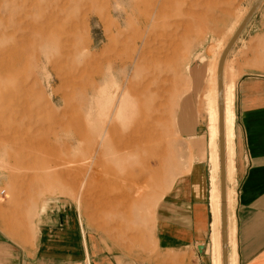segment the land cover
<instances>
[{
  "label": "rangeland",
  "instance_id": "obj_1",
  "mask_svg": "<svg viewBox=\"0 0 264 264\" xmlns=\"http://www.w3.org/2000/svg\"><path fill=\"white\" fill-rule=\"evenodd\" d=\"M253 2L0 0L1 226L35 239L40 210L63 204L107 249L155 254L156 207L190 162L183 130L205 146L218 60Z\"/></svg>",
  "mask_w": 264,
  "mask_h": 264
},
{
  "label": "crops",
  "instance_id": "obj_2",
  "mask_svg": "<svg viewBox=\"0 0 264 264\" xmlns=\"http://www.w3.org/2000/svg\"><path fill=\"white\" fill-rule=\"evenodd\" d=\"M225 60L234 86V264H264V0ZM183 132L193 137L190 162L156 207L155 254L141 257L107 249L78 223L74 209L56 204L40 210L35 239L31 235L20 241L0 224V264H214L208 164L201 157L205 148L195 144L201 136L196 128Z\"/></svg>",
  "mask_w": 264,
  "mask_h": 264
},
{
  "label": "bare ground",
  "instance_id": "obj_3",
  "mask_svg": "<svg viewBox=\"0 0 264 264\" xmlns=\"http://www.w3.org/2000/svg\"><path fill=\"white\" fill-rule=\"evenodd\" d=\"M223 73L224 64L223 72L221 75L220 91L217 82V87L214 91V95H210V98L208 99L209 110L207 111L208 115L206 131L204 133L202 141L205 145L203 148H205L206 162L209 166L208 203L211 214V245L216 246L218 258L217 260H213L212 262H214V264H234V232L232 228H228L227 226L229 222V216L227 217V207H229L233 202V195L226 192V176L228 175V169L231 170L232 167L231 161H229L227 158V153L228 149L229 151H231V142L233 139V129L235 121L234 86L232 83L225 86V84L223 83ZM189 129L191 130V128ZM220 144L222 148L220 147ZM221 165L224 178L223 189H221ZM223 216L224 246L222 235ZM228 249L233 251L230 257H228Z\"/></svg>",
  "mask_w": 264,
  "mask_h": 264
},
{
  "label": "water",
  "instance_id": "obj_4",
  "mask_svg": "<svg viewBox=\"0 0 264 264\" xmlns=\"http://www.w3.org/2000/svg\"><path fill=\"white\" fill-rule=\"evenodd\" d=\"M261 1L262 0H254L252 5L250 6L249 10L247 11L245 16L243 17V19L239 23L238 27L236 28L235 32L233 33V35L231 36V38L227 42L225 48L221 52V55H220L219 60H218V65H217V82H218L219 91H220V86H221V75H222V72H223V64H224L226 55H227L228 51L231 49V46L233 45V43L235 42V40L237 39L239 34L241 33V31H242L243 27L245 26V24L248 22L249 18L253 15L255 10L257 9L259 4L261 3ZM220 147H221V144H220ZM220 177H221V189H223L224 178H223L222 165H221ZM222 221H223L222 235H223V246H224V216L222 217Z\"/></svg>",
  "mask_w": 264,
  "mask_h": 264
}]
</instances>
